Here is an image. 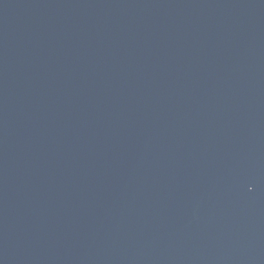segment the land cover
Returning a JSON list of instances; mask_svg holds the SVG:
<instances>
[{
    "label": "water",
    "instance_id": "obj_1",
    "mask_svg": "<svg viewBox=\"0 0 264 264\" xmlns=\"http://www.w3.org/2000/svg\"><path fill=\"white\" fill-rule=\"evenodd\" d=\"M0 264H264V0H0Z\"/></svg>",
    "mask_w": 264,
    "mask_h": 264
}]
</instances>
